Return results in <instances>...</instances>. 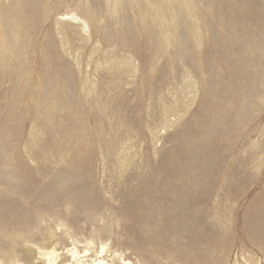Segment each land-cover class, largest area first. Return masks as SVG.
I'll return each instance as SVG.
<instances>
[{"label": "rangeland", "instance_id": "374dc122", "mask_svg": "<svg viewBox=\"0 0 264 264\" xmlns=\"http://www.w3.org/2000/svg\"><path fill=\"white\" fill-rule=\"evenodd\" d=\"M101 247L264 264V0H0V264Z\"/></svg>", "mask_w": 264, "mask_h": 264}, {"label": "bare ground", "instance_id": "6f19581e", "mask_svg": "<svg viewBox=\"0 0 264 264\" xmlns=\"http://www.w3.org/2000/svg\"><path fill=\"white\" fill-rule=\"evenodd\" d=\"M67 20V18H64ZM89 250H84L81 252V255L76 253V251H71L72 260L76 262V264H107L104 261V258L101 257L103 253V247H101L100 251L97 253V257L95 259L90 258V263L86 262L87 257H89L91 254L88 253ZM81 259V260H80ZM46 264H56V256L53 254V252L48 253L46 255ZM68 264V263H67ZM122 264H130L128 261H123Z\"/></svg>", "mask_w": 264, "mask_h": 264}]
</instances>
